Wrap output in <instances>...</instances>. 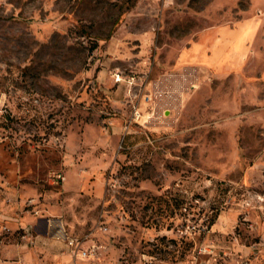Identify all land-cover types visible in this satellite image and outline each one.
I'll use <instances>...</instances> for the list:
<instances>
[{
    "label": "rangeland",
    "instance_id": "rangeland-1",
    "mask_svg": "<svg viewBox=\"0 0 264 264\" xmlns=\"http://www.w3.org/2000/svg\"><path fill=\"white\" fill-rule=\"evenodd\" d=\"M64 183L65 264H264V0H0V190Z\"/></svg>",
    "mask_w": 264,
    "mask_h": 264
},
{
    "label": "crops",
    "instance_id": "crops-1",
    "mask_svg": "<svg viewBox=\"0 0 264 264\" xmlns=\"http://www.w3.org/2000/svg\"><path fill=\"white\" fill-rule=\"evenodd\" d=\"M3 193L6 192L0 190V214L13 221L0 220V233L2 225L10 229L8 240H5L6 237L0 238V264L67 263L69 247L65 242V183L61 191L62 205L56 213L52 212L54 216H49L51 211L46 208L37 214L24 210H9L10 203L5 201ZM19 228L25 229L20 237L13 234ZM160 264L177 263L164 261Z\"/></svg>",
    "mask_w": 264,
    "mask_h": 264
},
{
    "label": "built area",
    "instance_id": "built-area-1",
    "mask_svg": "<svg viewBox=\"0 0 264 264\" xmlns=\"http://www.w3.org/2000/svg\"><path fill=\"white\" fill-rule=\"evenodd\" d=\"M114 77H115V81H121L122 80V76L118 72L114 73ZM58 176L60 178L64 179L63 176H60V175H58ZM67 243H68V245H75L74 244V239H69ZM78 254L83 255L84 253L81 252V253H78Z\"/></svg>",
    "mask_w": 264,
    "mask_h": 264
},
{
    "label": "trees",
    "instance_id": "trees-1",
    "mask_svg": "<svg viewBox=\"0 0 264 264\" xmlns=\"http://www.w3.org/2000/svg\"><path fill=\"white\" fill-rule=\"evenodd\" d=\"M213 218H214V217H213ZM213 218H211L209 224H212V223H213V221H214Z\"/></svg>",
    "mask_w": 264,
    "mask_h": 264
}]
</instances>
